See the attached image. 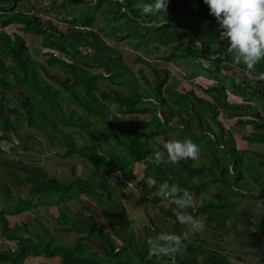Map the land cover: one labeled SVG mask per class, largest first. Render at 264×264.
<instances>
[{"label": "trees", "instance_id": "obj_1", "mask_svg": "<svg viewBox=\"0 0 264 264\" xmlns=\"http://www.w3.org/2000/svg\"><path fill=\"white\" fill-rule=\"evenodd\" d=\"M104 1L62 3L65 7H69L66 3H88L89 7ZM125 1L132 15L121 11L120 0H116L117 8L106 16L104 25L92 17L72 14L73 24L95 27L106 39L90 29L60 28L49 15L36 11V7H45L41 0H33L34 7L26 10L16 11L13 6L15 12H8L7 4L0 7L4 9L0 27L15 23L22 32L7 40L0 28L1 139L14 143L9 152L17 147L35 149L30 138L41 144L47 138L53 142L48 147L43 142L40 155L26 161L0 157V163L9 165L17 176L25 174L18 178L29 186L26 196L21 190L14 195L1 180L8 205L0 207V232L15 242L0 243V264H35L30 258L43 255L50 264H236L206 237L190 236L185 220L204 216L216 231L227 228L231 220L243 236L255 233L250 228L241 231V220L264 227V151L255 159L248 149L237 146L217 103L238 110L236 123L251 128L242 135L244 139L264 145V59L252 70L242 60L237 63L235 50L227 51L230 41L220 38L222 29L204 0H169L162 14L142 11L151 0ZM55 2L48 1L47 10ZM118 21L126 28L115 26ZM108 25L115 30H107ZM29 32L42 38L48 63L32 58L25 36ZM112 38L115 43L107 41ZM161 47V57H146V52ZM128 61L138 65L137 72ZM169 61L189 68L185 74L176 71L185 82L178 85L182 88L166 89L172 71ZM49 64L63 65L65 75L52 72ZM204 77L220 85L205 86ZM106 80L113 86L100 88L98 82ZM227 90L243 100L230 101ZM8 93L24 111L4 103ZM11 113L20 114L23 128L30 129L29 139L20 135ZM15 135L19 141L13 140ZM185 138L199 145L198 157L171 161L164 144ZM157 151L163 153L158 164L148 159H155ZM52 154L61 160L83 159L87 174L79 175L74 163L69 180L49 175L43 162L54 158ZM137 162L144 164L140 178L134 175ZM114 173L119 174L120 185L132 182L147 211L153 205L173 220L175 234L161 230L150 216V225L144 227L147 237L140 238L126 205L113 195L116 189L108 175ZM149 177L156 183H149ZM203 195L213 198L207 200ZM187 197L191 204L181 207L179 202ZM70 200L77 202L71 213L65 210ZM48 207L57 209L59 220L53 228L38 215L40 208ZM26 210H32V219L21 221ZM251 213H259L260 222H252ZM10 217L18 218L12 227ZM71 233L76 234L73 241L68 239ZM173 235L181 237L180 244ZM158 241L164 248L178 250L165 254L157 248ZM244 254L238 253L241 264H246ZM258 254L264 256V250Z\"/></svg>", "mask_w": 264, "mask_h": 264}, {"label": "rangeland", "instance_id": "obj_2", "mask_svg": "<svg viewBox=\"0 0 264 264\" xmlns=\"http://www.w3.org/2000/svg\"><path fill=\"white\" fill-rule=\"evenodd\" d=\"M2 2H0V7L4 6V4L9 5V9L8 12H15L18 10H26L30 7H34L32 6L33 0H20L17 3H14L13 0H0ZM37 1V0H36ZM43 2V4L45 5L44 8L41 7H36V11L40 12V13H45V15H47V13H50L53 16H57L58 19H60L61 21H65L64 19H61L60 16L63 15V13H68L66 8H69V12L68 14H65V18H72V14L76 15V16H80L82 18H87V17H92L95 21H99V23L101 25L106 24V16L111 14L112 15V11H114L116 9V4L114 1H104L98 5H95L96 3H92V6H87L88 3H80V4H76V5H72V4H68L66 3V5L69 7H65L63 6L62 1L63 0H56L55 4H53V8L48 9L46 7V4H48V1L50 2V0H41ZM95 1V0H93ZM2 4V5H1ZM95 5V6H94ZM13 6H17V8L15 10H12L14 7ZM38 6V4H37ZM41 8V9H40ZM2 11H4V9L0 8V13H3ZM7 11V10H6ZM49 11V12H47ZM56 18V17H55ZM121 21V20H120ZM118 21L116 22L115 26H120L121 22ZM17 24L13 23V24H9L5 27H0L1 28V32L2 35L4 37H6L7 40H10L13 38V35L15 33H19L22 34L21 31L18 30L17 28ZM126 28V26H124L123 24L121 25V29ZM107 30L112 31L115 30V28L111 25H108ZM26 38H27V43H29L28 45H30L31 50L30 53L32 55V58L38 59L40 61H44L45 63H48V56L43 54V52L45 50H47L48 48H45L42 46V38L40 36H37L35 33L29 32L26 33ZM113 39V38H112ZM109 39V41L111 43H115V40L113 39ZM135 39H132V42L130 44H134L135 43ZM142 43L140 42V45L142 47ZM127 47V46H126ZM143 49V48H142ZM165 51H169L166 50ZM58 53V52H57ZM148 53L149 56L147 57H161L162 54H164V48H158L157 50L153 51L152 53L150 52H146ZM59 54V53H58ZM154 55V56H153ZM130 61V60H129ZM128 61V66L135 68V72H137V64H134L133 66L129 64ZM169 68H171V78L170 81L168 82L166 89H170L173 88L175 89L179 84H183L185 82L182 81V79H180L179 75L177 74L176 71H180L182 70L185 73H187L189 71L188 67H184V68H180L178 67L177 64L175 63H169ZM49 68L51 69L52 72H57L60 75H65V71H64V66L61 64H56V65H50L49 64ZM187 71V72H186ZM0 74L3 75V73L0 71ZM181 82V83H180ZM203 84H205V86L207 85H213V86H218L220 85V83L215 80V79H208L204 77V82ZM98 86L100 88H108L113 86L112 83H110L108 80L106 81H102V82H98ZM187 86V85H186ZM180 87V86H178ZM182 88V87H180ZM24 90L29 94V96H31V93L28 91V89L24 86ZM228 93V99L232 102H241L243 100V98L241 96H234L233 93L231 92V90H227ZM3 96L0 93V98H2ZM31 99H34L33 96H31ZM4 103L9 105V108H12L13 106H16L20 112L24 111L20 104L16 101V99H14V97L11 95V93H8L6 95V98L4 99ZM218 105L221 107V118L224 121V124L226 126V128L229 131H232L234 136H235V140L237 142V146L241 147V148H245L248 149L250 154L256 159L260 156L261 153H263L264 151V145L263 144H257V143H251L250 141L246 140L243 138L242 135L248 133L251 128H246V127H242L240 125H238L236 123L237 119H238V110H232L229 108H226L222 105V103L220 101H217ZM6 113H9V111H6ZM11 118L13 120V122L15 123L16 127L18 128V131L20 133V135L23 137L25 136V138H28L26 135H31V133L29 132L30 129H24L22 122H21V117L20 114H15V113H11ZM39 137H43V135L40 133ZM29 139V138H28ZM31 139V138H30ZM29 139V141L35 145V149H27V151H25V148L17 147V151H19L20 153L16 155L17 151H10L9 152V148L11 147V145H13L14 143L12 141H8V139H1L0 136V148H2L4 151L1 152L0 151V157H2L3 155H8L10 158H14L17 160H29L30 158H35L36 156H38V154L41 152V150H43V142L45 143V146H51L53 144V142L50 139H45L44 137V141L40 143H37L35 141H37V139H35V141H31ZM14 141H19L18 136H14L13 138ZM34 140V139H32ZM40 141V140H39ZM54 153V151H53ZM40 155V154H39ZM55 155V154H52ZM43 157V156H42ZM77 157V156H75ZM6 158V157H3ZM78 158V157H77ZM39 160V159H38ZM76 163V169L78 170L77 172L79 173V175H82L83 177L87 174L86 169L88 168L87 164L83 161V159L78 158V160H76L75 162L71 159L70 161L67 159L61 160L58 159V156L55 155L54 158H47L43 164L45 165V171H47V173L49 175H53L56 176L58 179L66 181L69 180L73 177V172H72V167L73 164ZM9 165L7 164H3L0 163V207H4L8 205V203L6 202L5 198H6V185L4 183H2L4 180L10 187L11 192L14 193V195L16 194V192H18L19 190H21V193L23 196H26L28 194V185L24 184L20 178H18L19 176H24L25 174L21 173V175L17 176V173H13L12 170L8 169ZM143 166L144 164L141 162H137L135 164L134 167V175L136 174V176L138 178L143 176ZM26 176V175H25ZM110 182L114 185L115 189L113 192V195H115V197H119V199L121 198L122 203L126 205L129 216L131 218V223L132 226L134 227V229L136 230L138 236L142 239H145L147 237V234L145 233L144 227L145 226H149L150 222H149V217L151 216L154 220V223L157 227H159L161 230H163L166 233L169 234H175V230H174V226H175V222L169 218H167L166 216H164L160 211H158L153 205H149L148 206V211L145 209L144 206V202L140 196V192L136 189L133 188L132 183L130 181H126L125 185H120L119 181H120V176L119 174H109L108 175ZM134 181V180H133ZM211 190L215 189L214 185L210 186ZM203 198L211 199L213 198L212 195H210L209 197H206L205 195H203ZM199 200H201V198L196 199V201L198 202ZM262 202L264 200H261ZM259 201V202H261ZM70 204V207H65V210L68 211L69 213L72 212L73 209H75L74 207H76V200H70L68 201ZM41 212L38 213V215L41 217L42 221H44V223L49 226L50 228H53L56 224V222H58V214L56 212V207H48V208H40ZM25 212V211H23ZM27 213H29L27 215ZM26 215H23L22 217H20L19 219L22 220H29L32 219V210H26L25 212ZM253 214V215H252ZM250 217V220L254 223L260 222V218L261 216L259 215V213H251L248 215ZM200 221L203 222V227L198 229V230H192L191 229V225L190 222L188 221V218L185 220V230L187 231V233H190V236H195L196 234H201L203 237H206L208 242H211V244L213 246H217L220 249L223 248L224 249V255H226L227 257L231 258L234 262H236V264H241V260L239 259L238 253L240 254H244V261L246 264H264V256L258 254L259 251L264 250V227L263 229L260 228V226H257L255 224L250 225L249 223H245L244 221H239L240 227L239 229L241 231L243 230H247V229H251L254 231L255 235L254 236H243L241 233L239 234L237 231L234 230L233 225L231 224V220H229L228 222V227L223 229L222 231H216L211 229L210 225L207 224V218L202 216L198 218ZM18 218L15 217L13 218V221L15 223V221H17ZM53 220V221H52ZM259 220V221H258ZM56 221V222H55ZM1 222V221H0ZM1 225V223H0ZM14 226V225H13ZM2 227V225H1ZM0 227V229H1ZM2 230V229H1ZM0 230V231H1ZM152 231V230H151ZM152 233H154L152 231ZM76 237V234L71 233L68 236V239L70 241H73ZM0 243L3 240H6L7 243H11L14 244V242L10 239L7 240L6 236H2L1 232H0ZM157 248L158 249H163V244L161 242H157ZM230 251V252H227ZM30 260H32V263L35 264H50V259L46 256H38L37 258H30ZM58 264H60L57 261ZM51 264H55V262H51Z\"/></svg>", "mask_w": 264, "mask_h": 264}, {"label": "clouds", "instance_id": "obj_3", "mask_svg": "<svg viewBox=\"0 0 264 264\" xmlns=\"http://www.w3.org/2000/svg\"><path fill=\"white\" fill-rule=\"evenodd\" d=\"M168 2L169 0H151V2L143 5L142 11L146 14H162L167 11ZM204 3L209 6L210 14L214 15L219 22L222 29L220 38H227L230 41L227 51L231 53L235 50L237 54L235 57L236 62L239 63L242 60L249 70L254 69L255 65L261 59H264V0H204ZM119 4H121V11L131 14L125 0H120ZM40 14L45 15V13ZM65 14L68 13H63L60 16L65 21H61L56 15L53 16L50 13L45 16L49 15L48 18L50 17L60 28L90 29L98 32L102 38L106 39L99 29L89 25L73 24L72 18L74 16L72 15V18L68 19L65 18ZM169 63L172 64L173 62L169 61ZM164 148L167 151L168 158L173 162H178L183 158H197L200 151L199 145L193 142L191 138L167 141ZM148 159L158 164L163 159V153L157 151L155 159L152 156H149ZM149 183L155 184L156 180L149 177ZM164 185L167 186V182ZM179 203L181 207L187 208L191 204V198L182 199ZM188 221L192 230L203 227V222L198 218L189 216ZM171 238L178 244L181 243L179 235H173ZM176 250H178V247L175 249L165 247L160 251L167 254Z\"/></svg>", "mask_w": 264, "mask_h": 264}, {"label": "crops", "instance_id": "obj_4", "mask_svg": "<svg viewBox=\"0 0 264 264\" xmlns=\"http://www.w3.org/2000/svg\"><path fill=\"white\" fill-rule=\"evenodd\" d=\"M46 148V147H45ZM13 217H10V220H9V227H12L15 223H14V221H13V219H12ZM1 223V222H0ZM2 225V224H1ZM1 225H0V227H1ZM1 229H2V227H1ZM163 248H164V246H163Z\"/></svg>", "mask_w": 264, "mask_h": 264}]
</instances>
